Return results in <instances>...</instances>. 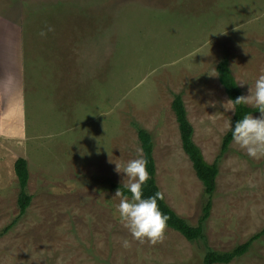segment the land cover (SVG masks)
Returning <instances> with one entry per match:
<instances>
[{
	"label": "rangeland",
	"instance_id": "rangeland-1",
	"mask_svg": "<svg viewBox=\"0 0 264 264\" xmlns=\"http://www.w3.org/2000/svg\"><path fill=\"white\" fill-rule=\"evenodd\" d=\"M46 4L56 8L31 12ZM40 15L64 22L51 23V32L45 21L25 24ZM41 30L62 39L57 44L69 53L62 65L71 69L70 108L58 116L47 111L45 99L28 98L35 94L24 88L29 74L20 78L9 70L22 61L17 37ZM224 54L248 95L264 74V0H0V83L8 87L0 99V229L18 213L13 162L19 156L27 161L32 195L0 237V264H202L206 248L228 250L259 231L264 156L250 158L233 140L217 158L204 239L188 241L168 227L157 243L134 239L119 219L120 197L107 183H129L122 169L140 148L134 120L153 135L155 179L166 203L197 224L202 184L182 150L170 103L181 93L192 139L204 159L214 161L233 113L215 71ZM20 89L27 92L21 102ZM6 103L15 130L6 126ZM20 106L25 129L18 128ZM12 132L15 137L4 138ZM227 264H264V235Z\"/></svg>",
	"mask_w": 264,
	"mask_h": 264
},
{
	"label": "trees",
	"instance_id": "trees-1",
	"mask_svg": "<svg viewBox=\"0 0 264 264\" xmlns=\"http://www.w3.org/2000/svg\"><path fill=\"white\" fill-rule=\"evenodd\" d=\"M215 71L218 82L222 86L227 98L233 106V113L229 119L233 125L246 114L250 115L252 113H259V111L253 106H248L243 101L240 103L236 102V98L242 96V89L237 84L231 72L229 57L227 54H224L219 59L215 66ZM170 107L174 113L177 123L182 150L188 157L196 177L202 184L203 201L197 224H189L184 218L174 212V210L166 203L164 195L158 187L155 179L156 170L153 158V135L146 128L133 120L131 121V125L135 129L139 147L142 149V155L147 160V171L150 176V179L143 186V195L147 197L154 195L156 192L161 193L162 199H158L157 204L161 212L168 216L167 227L177 231L188 241H198L204 239L203 223L208 218L211 209L212 197L214 195L216 177L218 174L217 158L221 157L228 151L229 145L232 141V136L230 130L227 128L221 137L217 157L214 161L209 163L204 159L200 148L194 143L192 139L193 128L187 118V112L181 93L172 94ZM13 171L19 188L16 198L18 213L7 225L0 229V237L10 230L18 221V219L25 213L32 198V195L26 190L29 176L27 161L21 156L17 157L13 162ZM107 183L111 190L116 191L118 188H120L123 193L130 196V193L126 192L124 184L113 180H109ZM263 235L264 225L259 231L251 234L245 241L234 245L228 250H213L206 248L202 256V264H227L232 260L243 256L250 249L253 242L258 240Z\"/></svg>",
	"mask_w": 264,
	"mask_h": 264
},
{
	"label": "clouds",
	"instance_id": "clouds-1",
	"mask_svg": "<svg viewBox=\"0 0 264 264\" xmlns=\"http://www.w3.org/2000/svg\"><path fill=\"white\" fill-rule=\"evenodd\" d=\"M53 31L51 26L47 32ZM46 31L41 30L39 35L46 36ZM245 83H241L243 85ZM248 95L236 98V102H252V106L259 111V117L252 114L244 115L234 125L229 121L228 129L231 132L234 143L245 149L250 158L264 156V74L259 75L253 86L248 89ZM137 158L130 160L123 166L122 172L129 178V183L124 185L126 195L118 188L115 196L120 197L116 206L119 219L128 229L131 236L143 242L145 239L151 243H157L163 239L167 227L168 216L161 212L157 200L162 199V194L156 192L154 195L145 197L143 186L150 179L147 171V160L142 155V149H136ZM116 170H121L116 165ZM128 240L122 241V247H128Z\"/></svg>",
	"mask_w": 264,
	"mask_h": 264
},
{
	"label": "crops",
	"instance_id": "crops-1",
	"mask_svg": "<svg viewBox=\"0 0 264 264\" xmlns=\"http://www.w3.org/2000/svg\"><path fill=\"white\" fill-rule=\"evenodd\" d=\"M53 5H45V9L42 7H36L31 9L32 13H40L41 11L46 10L52 11L53 10ZM56 8V7H54ZM25 24L29 21H37V22H42V25L44 24V21L46 22L47 25H55L58 22H64L61 20V18L54 17V18H47L43 17L42 15L37 16V20L34 18H29L26 17L24 19ZM32 21V22H33ZM52 23V24H51ZM68 23V21H67ZM69 24V23H68ZM33 25V24H32ZM34 26V25H33ZM33 32H36L33 31ZM39 34V33H38ZM16 37V36H15ZM18 45V52L17 54L22 58V61L20 62V66L15 67V68H9L10 71L16 70V73L20 75L19 77L21 78L22 72L25 73L27 76L29 74V77L27 78L26 86L24 87L26 91L32 90L35 94L30 95L28 98H41L42 100L45 99V102L48 105V110L51 112V115H56L58 116L57 112H61V109L64 107L65 108H70V104L68 102L70 96L68 95V89L67 84H68V77L71 73V69H69V64L68 65H62L67 59L69 60V53L67 52V49L64 50L63 47H61L57 43H62V39H55L53 36H39V35H34L32 33L29 34H24L23 37L19 36L17 37ZM51 43L50 45L46 44ZM24 59V60H23ZM5 73V69H0ZM43 78V79H41ZM0 81L2 79L0 78ZM5 82H7L5 80ZM220 84V83H219ZM222 87V86H221ZM5 90H8V87H4V84L0 83V99L4 96H2V92L5 93ZM41 91H44V95L40 94ZM20 102L23 97L22 89H20ZM27 94V92L25 93ZM49 101H52L53 103L50 105ZM57 104L61 105V108L57 111V107L54 109L53 106ZM4 107V102L0 101V107ZM79 106V105H77ZM53 108V109H51ZM4 110V109H3ZM3 110L0 109V114L3 113ZM74 110V109H73ZM72 110V111H73ZM5 112V118H6V123L8 128H13L15 130V126L13 120L16 118L13 116L11 117V108L9 105L6 103V110ZM17 121H18V128L25 129V124H27V118L25 117L21 106L19 107V110L17 112ZM26 122V123H25ZM16 135V134H15ZM14 132L12 134H5L4 138H13ZM9 142V141H8ZM23 157V156H21ZM24 158V157H23ZM16 159V158H15ZM25 159V158H24ZM26 160V159H25ZM28 166V165H27Z\"/></svg>",
	"mask_w": 264,
	"mask_h": 264
}]
</instances>
